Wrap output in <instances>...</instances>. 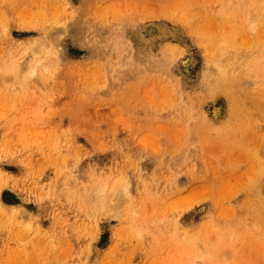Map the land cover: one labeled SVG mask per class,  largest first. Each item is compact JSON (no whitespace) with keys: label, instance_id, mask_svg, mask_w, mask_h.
Here are the masks:
<instances>
[{"label":"rangeland","instance_id":"obj_1","mask_svg":"<svg viewBox=\"0 0 264 264\" xmlns=\"http://www.w3.org/2000/svg\"><path fill=\"white\" fill-rule=\"evenodd\" d=\"M228 1L0 0V264H264V17Z\"/></svg>","mask_w":264,"mask_h":264},{"label":"bare ground","instance_id":"obj_2","mask_svg":"<svg viewBox=\"0 0 264 264\" xmlns=\"http://www.w3.org/2000/svg\"><path fill=\"white\" fill-rule=\"evenodd\" d=\"M228 3H231L232 5H235L236 6V8L237 7H239V8H241V9H244L245 10V12L249 15V18H247L248 16H246V19H247V21H249L250 22V24H252V22L254 21V17H260V16H262V17H264V0H256V3H255V1H253V0H239V1H235V0H229L228 1ZM257 5V9L258 10H255L254 11V14H252L253 12H251L252 10L250 9V6L251 5ZM254 10V9H253ZM255 13H257V16H256V14ZM35 45H38L37 43L35 44ZM38 47V46H37ZM38 49V48H37ZM37 49H36V53L38 52L37 51ZM42 50V49H41ZM40 52V51H39ZM37 56V55H36ZM195 63V62H194ZM192 64H193V58H192V55L190 54V53H187L186 55H185V57L183 58V60L182 61H180V66L182 67V69L185 71V72H190V70H191V67H192ZM208 66V63H207V65L205 66V70H206V67ZM7 68V67H6ZM12 68V67H11ZM37 68V67H36ZM14 69V71L16 70V68H13ZM34 69V68H33ZM208 69V68H207ZM1 71H0V80L1 81H3V82H5V80L7 79H10V77H13L11 74H13L14 75V71H12L11 69H7V70H3V67H1V69H0ZM35 70V69H34ZM21 72V71H20ZM15 74H17L16 73V71H15ZM32 74V73H31ZM188 74V73H187ZM29 75V74H28ZM17 76V75H16ZM24 76V75H23ZM30 76V75H29ZM14 77H15V75H14ZM22 76L21 75H18V78H16L15 80L17 81V79L19 80V82H27L28 81V79L30 78H28V77H26V78H21ZM14 79V78H13ZM6 80V81H7ZM0 81V82H1ZM8 83V82H7ZM21 84V83H20ZM218 113H219V110L217 109V108H212V111H211V115H212V117H216L217 115H218ZM117 186V185H116ZM113 188V187H112ZM114 189H117V188H114ZM104 190V189H103ZM100 192H99V195H100V193H101V195L103 194L102 193V191L101 190H99ZM115 191V190H114ZM119 191L122 193V195L124 196L125 194H126V187L125 186H121L120 187V189H119ZM98 192V191H97ZM118 192V191H117ZM95 193V192H94ZM93 193V194H94ZM114 193H116V191L115 192H113V194ZM110 194V193H109ZM104 195V194H103ZM108 195V194H107ZM112 195V194H111ZM117 195V194H116ZM126 196H127V194H126ZM105 197V196H104ZM111 197V200L110 201H112V198L114 197L115 198V195L114 196H110ZM109 197V198H110ZM102 200V199H101ZM114 200V199H113ZM100 202V201H99ZM102 202V201H101ZM111 203V202H110ZM104 204V203H103ZM99 206V208L101 209V207H100V205H97V207ZM10 207H12V206H10ZM96 207V208H97ZM109 207V206H108ZM103 209V208H102ZM101 209V210H102ZM112 209V208H111ZM111 209H110V211H111ZM2 215V214H1ZM3 217V216H2Z\"/></svg>","mask_w":264,"mask_h":264}]
</instances>
